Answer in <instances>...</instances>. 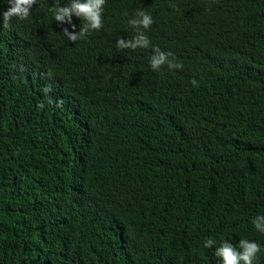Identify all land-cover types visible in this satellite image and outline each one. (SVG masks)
<instances>
[{"label": "trees", "instance_id": "1", "mask_svg": "<svg viewBox=\"0 0 264 264\" xmlns=\"http://www.w3.org/2000/svg\"><path fill=\"white\" fill-rule=\"evenodd\" d=\"M7 7L0 264H221L240 238L264 264V0H106L76 41L55 0ZM141 10L148 47H118ZM154 46L180 67L153 69Z\"/></svg>", "mask_w": 264, "mask_h": 264}, {"label": "clouds", "instance_id": "2", "mask_svg": "<svg viewBox=\"0 0 264 264\" xmlns=\"http://www.w3.org/2000/svg\"><path fill=\"white\" fill-rule=\"evenodd\" d=\"M6 3L9 7L3 12L5 21L12 17L19 19L28 18L37 0H6ZM105 3L106 0H67L66 3L61 4L60 0H55L53 17L57 22H67L73 29H76V25L73 23V16L85 21L84 26L79 28V31L69 32L68 28H63V33L68 39L76 41L89 30H98L102 27V13ZM128 23L137 29L136 35L130 40L120 38L117 41V46L131 49L148 47L150 41L142 29H147L153 23L152 16L141 10ZM171 56V52L162 51L159 47L154 46L153 55L149 63L153 69H158L165 63L169 67H180L178 63H174L170 59ZM196 83L193 80V84ZM252 224L258 232L264 233V214L255 216ZM216 244V239L212 237L205 239L203 242L205 248H212ZM261 250V246L254 240L240 238L238 241L233 242L228 239H222L219 245L215 247L214 253L220 258L221 264H254L257 254Z\"/></svg>", "mask_w": 264, "mask_h": 264}]
</instances>
